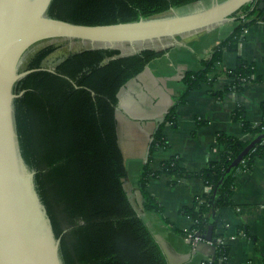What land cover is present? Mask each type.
Segmentation results:
<instances>
[{"label": "trees", "instance_id": "obj_1", "mask_svg": "<svg viewBox=\"0 0 264 264\" xmlns=\"http://www.w3.org/2000/svg\"><path fill=\"white\" fill-rule=\"evenodd\" d=\"M198 1L53 0L48 14L74 23L107 24L150 17ZM240 12V26L201 60L203 67L184 74L185 88L155 132L139 179L144 208L161 215L164 207L148 190L151 179L166 175L169 183L176 185L183 178L199 177L210 187L209 192L195 196L191 206L181 208V213L191 217L193 223L188 232L179 231L195 237L198 232L207 234L213 226L216 252L206 264H229L230 247L219 241L217 232L218 225L225 224L219 210L233 205L237 173L253 170L257 158L264 155V101L259 125L247 120L243 106L233 111V118L253 137L242 140L218 133V159L198 172L189 170L178 154L154 169L152 155L159 148L170 147L162 131L168 121L176 122L178 106L187 102L193 90L213 83L215 77L210 75L225 52L237 49L250 24L264 20V0L262 7L260 1L248 3L234 15ZM57 49L56 44L40 48L22 70L43 67L45 59ZM167 50L145 49L121 55L119 48L83 49L62 57L54 71L40 69L25 75L15 87L16 93L25 91L15 99L22 154L30 169L36 171V186L55 234L61 237L65 264H170L125 189L127 170L116 117L123 87ZM227 72L233 78L230 88L242 90L253 80L255 63L239 57L237 65ZM256 139L239 164L224 177L215 196L228 167Z\"/></svg>", "mask_w": 264, "mask_h": 264}, {"label": "crops", "instance_id": "obj_2", "mask_svg": "<svg viewBox=\"0 0 264 264\" xmlns=\"http://www.w3.org/2000/svg\"><path fill=\"white\" fill-rule=\"evenodd\" d=\"M243 13L210 28L182 34L165 40L168 50L152 60L119 94L116 111L119 144L124 156L127 176L124 186L139 214L161 244L170 264H206L213 259L201 251H193L195 239L181 234L188 232L193 220L181 213L191 206L197 195L209 192L203 179L187 177L176 185L161 175L149 182L148 190L164 207L163 215L144 208L139 188L141 170L148 160L154 134L185 88L187 71H198L201 60L232 31L240 26ZM237 49L226 51L216 64L213 83L193 90L187 102L177 108L176 122L168 121L163 134L170 147L154 151L152 167L158 169L164 160L178 154L183 164L198 172L218 159L217 135L220 132L249 140L233 111L243 106L247 120L253 125L262 122L264 101V20H257L244 30ZM166 48V49H167ZM239 57L255 63L253 80L242 90L230 88L232 77L227 70L237 65ZM163 119V122L159 120ZM198 121H201L198 124ZM205 199V198H204ZM223 223L217 227L219 241L230 247L229 264H264V155L257 158L253 170H242L235 177L233 205L219 210ZM248 232V233H247ZM199 242L215 246L205 239Z\"/></svg>", "mask_w": 264, "mask_h": 264}, {"label": "water", "instance_id": "obj_3", "mask_svg": "<svg viewBox=\"0 0 264 264\" xmlns=\"http://www.w3.org/2000/svg\"><path fill=\"white\" fill-rule=\"evenodd\" d=\"M263 0H200L138 20L83 24L48 14L53 0H0V264H65L61 237H57L35 182V170L26 163L15 116L18 81L25 75L52 67L71 52L91 48H119L121 55L145 49L163 50L167 39L210 28L235 18L248 3ZM58 45L45 66L22 70L42 47ZM163 122V119L159 120ZM257 141H252L228 167H236ZM197 237L212 241L213 226ZM213 254L215 246L195 240L193 251Z\"/></svg>", "mask_w": 264, "mask_h": 264}, {"label": "flooded vegetation", "instance_id": "obj_4", "mask_svg": "<svg viewBox=\"0 0 264 264\" xmlns=\"http://www.w3.org/2000/svg\"><path fill=\"white\" fill-rule=\"evenodd\" d=\"M49 56H50V55H49ZM49 56H48V57H49ZM48 57H47V58H48ZM47 58H46V59H47ZM46 59H45V61H46ZM45 61L43 62V66H45V64H44ZM60 61H61V59H60L58 62H56L55 65H53L52 67H47V68H54V69H55L56 65H57ZM45 67H46V66H45Z\"/></svg>", "mask_w": 264, "mask_h": 264}, {"label": "built area", "instance_id": "obj_5", "mask_svg": "<svg viewBox=\"0 0 264 264\" xmlns=\"http://www.w3.org/2000/svg\"><path fill=\"white\" fill-rule=\"evenodd\" d=\"M191 238H193V239H195V240H201V237H197V236H195V237H192V235L190 236ZM210 261V260H209Z\"/></svg>", "mask_w": 264, "mask_h": 264}]
</instances>
